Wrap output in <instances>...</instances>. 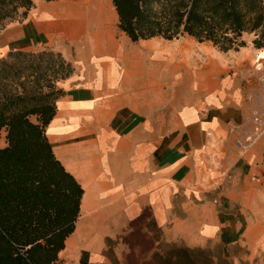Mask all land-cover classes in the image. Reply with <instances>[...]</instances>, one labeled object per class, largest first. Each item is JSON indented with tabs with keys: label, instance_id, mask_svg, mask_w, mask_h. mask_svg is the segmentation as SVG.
<instances>
[{
	"label": "crops",
	"instance_id": "1",
	"mask_svg": "<svg viewBox=\"0 0 264 264\" xmlns=\"http://www.w3.org/2000/svg\"><path fill=\"white\" fill-rule=\"evenodd\" d=\"M32 1L0 57L48 48L73 67L45 128L83 189L58 264H264V136L234 143L264 109V52L171 61L179 44L132 41L112 0Z\"/></svg>",
	"mask_w": 264,
	"mask_h": 264
},
{
	"label": "trees",
	"instance_id": "2",
	"mask_svg": "<svg viewBox=\"0 0 264 264\" xmlns=\"http://www.w3.org/2000/svg\"><path fill=\"white\" fill-rule=\"evenodd\" d=\"M118 28L132 41L182 36L227 52L252 34L264 48V0H112ZM32 0H0V30L23 20ZM73 71L52 49L0 57V264H58L74 230L83 189L65 169L45 128ZM264 162V152H263ZM191 264H211L203 253Z\"/></svg>",
	"mask_w": 264,
	"mask_h": 264
},
{
	"label": "rangeland",
	"instance_id": "3",
	"mask_svg": "<svg viewBox=\"0 0 264 264\" xmlns=\"http://www.w3.org/2000/svg\"><path fill=\"white\" fill-rule=\"evenodd\" d=\"M5 32H6V28H3L0 30V38L2 39V40H0V45H2V44L5 45ZM244 39L246 41V45H248L249 43H250L249 45L252 44V42H251L252 34H245ZM159 40L162 41L161 37H159ZM166 42L171 45V46L168 45L170 47H172L173 44L190 45L192 52L198 56L199 64L204 61L205 56H209L210 54L214 53L215 50H218L216 47H214V48L211 47V43H209V42H198V41H196L190 37H187V36L179 37L176 40L172 39L170 41H165V43ZM257 50L264 52V48H259ZM224 55L229 57V56H234L235 53L231 50L229 52H225ZM259 62H261V61H258L257 63H259ZM175 71H177V70H175ZM4 145H5V139H4L3 133H1V135H0V147L4 146Z\"/></svg>",
	"mask_w": 264,
	"mask_h": 264
},
{
	"label": "built area",
	"instance_id": "4",
	"mask_svg": "<svg viewBox=\"0 0 264 264\" xmlns=\"http://www.w3.org/2000/svg\"><path fill=\"white\" fill-rule=\"evenodd\" d=\"M262 87L264 90V74L261 78ZM264 136V109L254 114L253 125L249 132L236 136L234 143L241 154L246 153L251 146L261 137Z\"/></svg>",
	"mask_w": 264,
	"mask_h": 264
},
{
	"label": "bare ground",
	"instance_id": "5",
	"mask_svg": "<svg viewBox=\"0 0 264 264\" xmlns=\"http://www.w3.org/2000/svg\"><path fill=\"white\" fill-rule=\"evenodd\" d=\"M178 48L176 49V52L173 53L171 56H169L170 60L173 61L176 56H181V58L183 59L182 56L188 57V58H194V56H192V50L190 46H181L179 44V46H177ZM176 48V47H175ZM182 59H181V63H182ZM185 59V58H184ZM197 60V59H196ZM175 63V62H173ZM177 64V63H176ZM187 64V63H186ZM185 64V65H186ZM172 67V66H171Z\"/></svg>",
	"mask_w": 264,
	"mask_h": 264
}]
</instances>
